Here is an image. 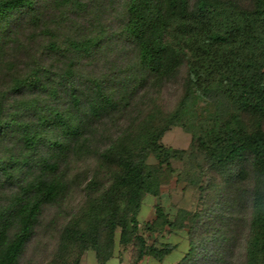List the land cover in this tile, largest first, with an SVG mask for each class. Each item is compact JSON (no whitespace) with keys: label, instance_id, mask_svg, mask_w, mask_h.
<instances>
[{"label":"trees","instance_id":"trees-1","mask_svg":"<svg viewBox=\"0 0 264 264\" xmlns=\"http://www.w3.org/2000/svg\"><path fill=\"white\" fill-rule=\"evenodd\" d=\"M166 232L174 264H264V0H0V264L161 260Z\"/></svg>","mask_w":264,"mask_h":264},{"label":"rangeland","instance_id":"rangeland-1","mask_svg":"<svg viewBox=\"0 0 264 264\" xmlns=\"http://www.w3.org/2000/svg\"><path fill=\"white\" fill-rule=\"evenodd\" d=\"M179 94H180V85L179 84L169 85L164 89L161 100L166 106L170 107L172 104H174V102L176 101ZM190 104L188 107L185 106V109L191 107ZM185 109H183V111L181 113L182 116L188 115V113H186ZM190 141H191V134L184 131L179 126L170 127V129L167 130L163 134V136L161 137L162 144H164L165 146H168V147L178 148V149L188 148ZM174 167L176 168V170H178L179 168L182 167V164L179 162H175ZM165 177H166L165 181L163 182V184L161 186V192H162L163 196H162V194H160V196H158V197H155L152 195H145L144 196L143 204L141 206V210L139 213V219L140 220L152 221V222H154L155 225L156 224L159 225V222H161V218H158L155 210L154 209L152 210L151 206H150V204L152 202H154V200L158 199V200L162 201L166 207L168 206V209H169L168 211H170L172 208H175L176 205H180L184 202L183 198H184L185 194H184V191L182 189V187L184 186L183 183H176L175 173H173V175L171 174L169 176L165 175ZM148 209H149V211H148ZM148 212H149V214H148ZM167 229L168 228H164V231H167ZM166 234H167V232H166ZM168 239H171V241L176 240L174 235H171V236L168 235ZM178 239H179V237H178ZM180 239H183V237L180 236ZM183 241H184V244L182 243L180 245H177V247L164 258V260L162 261V264H168L169 262L175 261L181 257L184 250L186 249L185 239ZM116 258L118 259V261L120 258H122L123 260H126L127 254L123 253L120 256V258L117 256V257L109 260L107 264H114L117 260ZM118 261L116 264H118ZM80 264H97L95 261L94 253L91 250L85 251Z\"/></svg>","mask_w":264,"mask_h":264},{"label":"crops","instance_id":"crops-1","mask_svg":"<svg viewBox=\"0 0 264 264\" xmlns=\"http://www.w3.org/2000/svg\"><path fill=\"white\" fill-rule=\"evenodd\" d=\"M153 204H154V202H152L151 204H150V206H151V209L153 210L154 208H153ZM148 211H149V209H148ZM148 214H149V212H148ZM143 221H148V220H143ZM150 222H152V221H150ZM171 235H174L175 236V238H176V240L175 241H171V239H168V237H165V239H167V240H169V241H171L172 243H174L175 245H176V247H177V245H180V244H184V236H183V233H179V234H172L171 233ZM170 235V236H171ZM180 236H182L183 237V239H180ZM178 237H179V239H178ZM172 252V251H171ZM170 252V253H171ZM168 255V254H167ZM166 255V256H167ZM165 256V257H166ZM182 256V255H181ZM164 257V258H165ZM164 258L163 259H161V260H158L157 258H155L154 256H151V255H146V256H144L137 264H162V261L164 260ZM113 259V258H112ZM117 259V258H116ZM178 260V259H177ZM177 260H175V261H172V262H169L168 264H174ZM117 261H118V259L116 260V262L114 263V264H116L117 263ZM108 263V262H107ZM106 263V264H107Z\"/></svg>","mask_w":264,"mask_h":264}]
</instances>
